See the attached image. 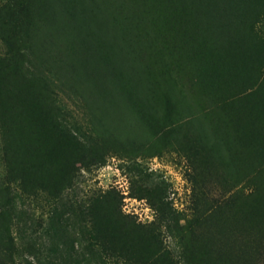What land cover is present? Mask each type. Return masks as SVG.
Masks as SVG:
<instances>
[{"label": "rangeland", "instance_id": "374dc122", "mask_svg": "<svg viewBox=\"0 0 264 264\" xmlns=\"http://www.w3.org/2000/svg\"><path fill=\"white\" fill-rule=\"evenodd\" d=\"M107 4L0 0V205L12 264H147L158 255L162 264H264V15L249 26L251 50L239 42L233 61L203 65L199 76L189 66L215 35L209 19L123 24ZM10 13L29 21L25 40H9ZM120 37L143 74L161 68L182 94L125 99L142 117L129 129L101 126V99L88 89L106 91L108 71L132 86ZM97 197L125 230L130 258L110 253L113 227L105 253L89 254L84 229Z\"/></svg>", "mask_w": 264, "mask_h": 264}, {"label": "trees", "instance_id": "16d2710c", "mask_svg": "<svg viewBox=\"0 0 264 264\" xmlns=\"http://www.w3.org/2000/svg\"><path fill=\"white\" fill-rule=\"evenodd\" d=\"M111 3H114L116 6V8H114L116 11L111 10L112 19L123 21V24H125L124 21L126 20L162 19L174 20L175 22L176 20L209 19V22L213 23H207L209 26L212 25L210 27L208 26L210 34L215 35H209L210 39L207 38L209 45H205L207 49L205 53H197L196 47L193 55L195 57L193 59L195 61L194 67L189 66L191 70L197 69L198 71H196V73L199 72V76L202 75L200 70L203 65H216L215 68H217V65L223 62L230 63V60L233 61V53H237L236 49L239 50V47L251 50L250 48L254 46L248 41V35L251 33L249 26L252 25L254 19L257 20L260 15H264V0H108V4L110 5ZM140 15L142 16L140 17ZM25 17L26 16L22 14L21 19L18 17V20L12 13L8 14L5 24L8 27L9 40H12V42L17 41L19 38L18 36H22L24 40L28 37L29 21L24 20ZM129 23L134 33V24H132V22ZM151 24H153L152 21ZM112 27L116 28V25ZM191 28L189 25V29ZM217 37L222 40H219ZM195 40L196 46L202 43L201 38ZM121 41L122 37L118 38V47L122 49V57L120 59L123 65L122 69L124 68V72L126 74L129 72L132 76V86H125L124 88L119 87L116 85L118 79L116 80L115 75H113L111 71H108L103 77L105 78L108 76L104 86V88L106 87V91L102 89L99 93L97 90L88 89L93 98L98 97L101 99L97 101V103H94L97 113L96 118L101 123V126L108 128L111 124L115 123L114 125L116 127L129 129L130 127H140L142 124V117L139 114L141 112L140 106L135 108L129 102L125 101V99H134L143 96L157 102V99L163 101L162 99L164 98L175 96L176 91L178 92L177 95L181 93L177 88L176 91H172L173 85L170 86L168 82L170 77H163L161 68L156 66L148 68L147 74H143L141 72V63L137 57L124 48V44ZM239 42L240 45L238 47ZM134 43L140 47L144 45L145 42H142L141 38H138ZM214 49L216 52L213 51ZM219 50L221 52L218 54L217 51ZM126 74H124L126 79L125 82H128L130 80L127 79L128 77ZM215 77L216 74H214V78ZM129 84L130 83H127V85ZM138 104L140 105V102ZM32 144L34 143L32 142ZM47 169L48 167L44 166L34 169V171L36 170V174L42 176L47 172ZM100 203H102V197H97L90 205L91 211L88 214L89 224L88 227L84 229V231L89 234V240L92 241V253L89 254L101 257V254L105 253L106 247L103 243L104 236L106 232L113 227L112 232L114 233L113 236L115 240L112 244L113 247L108 248L109 251L111 250L110 253L123 259L130 258L128 257L126 244L123 241L125 230H123L122 227L114 225L117 216L115 217V215L109 211L108 207L103 208L99 206ZM99 207L100 209L96 210V208ZM9 221V211L6 209L5 205L2 204L0 205V264H12L13 260L15 245L9 233ZM136 256L137 258L140 257V255ZM67 264L69 263L67 262ZM70 264L78 263L73 262ZM147 264H162V260L158 255ZM219 264H227L226 261H222L221 256L219 258Z\"/></svg>", "mask_w": 264, "mask_h": 264}]
</instances>
